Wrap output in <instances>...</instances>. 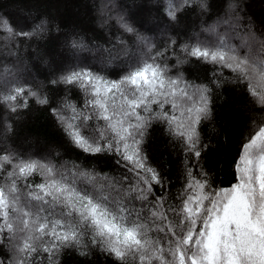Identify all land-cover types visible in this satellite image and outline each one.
<instances>
[{"label":"snow or ice","instance_id":"1","mask_svg":"<svg viewBox=\"0 0 264 264\" xmlns=\"http://www.w3.org/2000/svg\"><path fill=\"white\" fill-rule=\"evenodd\" d=\"M169 15L174 17L175 12L170 9ZM0 30L15 34L7 23H0ZM184 51L230 69L235 80L246 82L249 95L264 106V41L258 50L249 48L241 55L217 34L215 45L197 43ZM53 83L78 86L86 95L87 111L67 103L53 109L72 142L88 153H115L132 166L129 170L136 172L138 182L124 189L119 181L76 166L61 169L15 153L0 154V171L11 166L0 181V234L7 231L9 240L16 242L13 264H32L41 251L52 260L63 249H79L86 236L119 264H264V124L242 147L235 166L237 183L213 190L203 169L199 177L189 171L181 203L168 204L158 197L145 215V209L129 207V201L147 202L152 186L162 183L142 150L148 129L154 121L166 124L186 153L200 157L197 125L212 111L211 88L192 84L182 75H168L167 65L157 63L155 57L119 80L81 69ZM25 91L13 87L7 95L0 94V102L13 112L27 107L26 99L23 104L12 103ZM27 91L37 103H48L47 97ZM65 111L71 114L64 115ZM93 119L97 127L86 136L83 130ZM36 174L43 177L41 183L21 187V182Z\"/></svg>","mask_w":264,"mask_h":264},{"label":"trees","instance_id":"2","mask_svg":"<svg viewBox=\"0 0 264 264\" xmlns=\"http://www.w3.org/2000/svg\"><path fill=\"white\" fill-rule=\"evenodd\" d=\"M170 9L174 17L169 15ZM0 23H7L15 33L0 30V81L5 87L0 84V94L7 95L11 88L20 86L26 91L12 103L27 100V107H18L15 112L0 102V134L5 126L10 130L6 138L0 136V154L15 153L25 160L50 162L61 169L76 166L119 181L124 189L137 185L136 172L129 170L132 166L115 153H88L72 142L53 109L67 103L78 111H87L86 95L78 86L53 81L81 69L119 80L141 62L155 57L157 63L167 65L168 75H182L192 84L208 85L212 111L197 125L202 141L200 157L186 153L166 124H151L142 150L162 183L152 186L147 202L130 200L129 207L143 208L147 215L158 197L179 205L189 171L199 177L203 169L213 190L237 183L236 163L243 145L264 124V106L249 95L246 82L235 80L230 69L191 57L184 49L197 43L215 45L219 34L241 55L249 48L258 50L260 41H264V0H0ZM40 25L43 27L38 28ZM125 25L133 31H127ZM40 79L45 80L42 87L38 85ZM28 89L47 97L48 103H37L36 97L28 96ZM164 107L171 113L170 105ZM154 110L160 109L154 106ZM98 123L103 127L102 120ZM96 127L93 119L83 130L84 135H93ZM48 148H53L57 156L48 157ZM10 170L6 165L0 171V181ZM42 180L36 174L21 182V187ZM14 243L7 231L0 234L3 264H13ZM32 264L119 262L92 245L90 236H86L79 249H63L52 260L41 251Z\"/></svg>","mask_w":264,"mask_h":264},{"label":"rangeland","instance_id":"3","mask_svg":"<svg viewBox=\"0 0 264 264\" xmlns=\"http://www.w3.org/2000/svg\"><path fill=\"white\" fill-rule=\"evenodd\" d=\"M198 3H199V5H200V2L199 1H197ZM101 4V3H100ZM100 22H102V23H104V21L103 20H101ZM196 33V32H195ZM35 80H38V79H35ZM50 81V79H48V82ZM44 82H45V80L44 79H40V82H38V85L39 86H44ZM2 82L0 81V84H1ZM6 84H8V83H6ZM5 84V85H6ZM1 86H2V84H1ZM7 86V85H6ZM3 87V86H2ZM3 88H5V87H3ZM10 130L9 129H7V127L5 126V128H4V130L3 131H1V134H0V136H1V138L2 137H4V138H6L7 137V134H8V132H9ZM31 150H33V149H31ZM45 151H46V154L48 155V157H52V156H57V154H56V151H54V149L53 148H48V149H45ZM60 166H65V165H63V164H61ZM62 168H66V167H62Z\"/></svg>","mask_w":264,"mask_h":264}]
</instances>
